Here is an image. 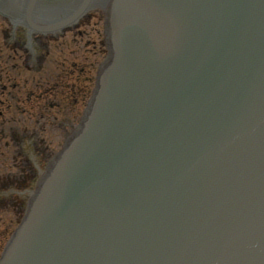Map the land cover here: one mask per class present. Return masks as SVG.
Wrapping results in <instances>:
<instances>
[{
    "label": "water",
    "instance_id": "water-1",
    "mask_svg": "<svg viewBox=\"0 0 264 264\" xmlns=\"http://www.w3.org/2000/svg\"><path fill=\"white\" fill-rule=\"evenodd\" d=\"M168 3L165 5L157 0H149L145 2V5L142 7L141 11L146 14L153 13L155 22H159L162 17H169V27L172 29L170 33V38L174 40L183 39L191 34L197 35L199 40L202 41L203 46L209 47L211 45L208 33V29L196 25V22H193L196 25L194 28L187 27L184 23L186 17L194 13H185L180 17L179 22L175 21L177 18L171 17L172 12L179 9L181 6L180 1L167 0ZM214 0H199L200 7H209L212 6L211 3ZM227 2V7L229 8L231 0H224ZM219 6H221L219 2ZM183 7V6H182ZM181 7V9H182ZM211 20L215 23H220L221 20H225L219 12L211 13ZM162 16V17H161ZM233 18L239 19L238 15H235ZM203 20L210 21L209 16L205 15ZM163 26H166V20L162 21ZM148 30V29H147ZM197 30H201V33H198ZM116 39L120 40L122 43V35L118 31ZM151 32V31H150ZM151 36V33H150ZM256 36L260 37L264 41V27L256 28ZM229 40L228 35L226 36ZM150 40L148 36L145 38ZM120 56L115 54L113 58L114 62H111L105 67L106 74L102 78V87L100 90L101 102L104 105L109 107V112L118 111L120 114L124 115L130 124L135 123L133 112L135 114H140L145 112L150 104L159 105L163 100H166L168 97L160 96L155 99H151L149 102L147 99V93L142 92L141 89L137 86L140 81H143L145 78L138 74H133L131 69L128 68V65L123 61L122 67L119 64L121 63L118 60ZM246 64L240 65L236 63L239 70V75L243 76L240 78V83L237 87H233L234 90L240 93L239 89L245 88L249 89L251 95L254 98L253 106L247 103V100L241 101L238 100L235 96L230 94L232 88L229 85L227 88L221 87L218 89L217 102L224 104L226 101L234 102L242 108L247 106L253 107L252 112L264 104V79L261 78L260 73L264 71V64L258 63L257 61H251L248 58H245ZM175 62V59L173 60ZM189 64L192 61L188 62ZM254 66L257 70H254ZM245 67V68H243ZM246 69V70H245ZM193 72V70H191ZM230 73V81L232 80ZM139 76V79L136 77ZM124 77L125 81L121 79ZM184 79L189 78L187 74H183ZM251 78V80H250ZM172 83L176 86L174 90L177 92L188 91L184 84L179 85L174 79H170ZM203 82H205L203 80ZM113 88L114 90H109ZM106 89L109 90L106 92ZM192 93L190 96L199 97L200 93H203V89L199 86L191 90ZM224 92L227 93V98L223 96ZM233 92V91H232ZM186 93V92H185ZM131 94H133L131 96ZM167 95V96H166ZM244 99L247 96L244 93H241ZM184 98V95H180ZM257 97V98H256ZM117 103H116V101ZM125 106V108H123ZM99 108H103L101 105ZM262 115L254 116L251 120L248 119L246 123H240L239 127L236 129H227L225 128L226 133H215L213 137L208 139V143L211 148L219 147L220 144L227 140L230 145L235 144V151L231 155L228 163H223L219 165L218 168H215L212 173L221 175L224 174L222 184H216L210 181L212 175L206 171L197 172L191 179L185 174L179 177V164L175 163L173 168L170 163L164 158H160L161 172L166 170L173 172L177 176V179L174 183L168 185L165 189L159 188L157 185L151 183V179L148 180V175L145 172L138 173L136 171H131L132 177L131 182H127V177L125 173L120 168L121 177L117 174L118 172L112 171V174L107 170L102 168L103 162L97 158V160L90 158L85 160L84 157L73 159L69 158L71 161L70 165L77 177L83 182V187L87 189V193L94 198L98 195L102 196V202L105 207H109L110 216H113L112 219H101L99 213L97 216L91 212L100 211V206L96 203L90 205L89 202L81 206H72L67 210L66 214H60V224L56 225L54 230V238H48L44 234L39 233L35 234L34 239L31 240L32 236L30 235L29 230H25L27 247L25 253L29 254V248L34 247V250L41 252V260L39 264H196L194 260V251L191 247V244H197L192 240V237L185 238V234L181 228L183 224L180 220H177L174 215V211L179 210L182 206L193 205L194 198H196L197 191L202 192L203 197L214 199L217 195H224L227 191L237 190L239 185L236 183L240 182L244 177H246V184L251 185L255 188H259V191H264V106L259 110ZM240 113L239 111L233 112L229 111L228 114L234 115ZM142 120H147L148 115H143ZM247 120V119H245ZM251 131V134L244 136L242 138L238 137L237 134L242 133L245 130V126H248ZM118 128V125L113 122L107 123L105 129L108 132L114 131ZM227 129V130H226ZM229 130V131H228ZM110 137H114L118 140L116 132H112ZM207 141V140H203ZM95 146L98 143H94ZM149 146V148H147ZM243 146V148L238 147ZM119 146H116L118 148ZM260 148L263 153L259 154L256 150ZM151 150L150 145L145 146L144 161H147V164L151 167ZM163 148H160L162 151ZM247 151V152H246ZM213 153L212 151H210ZM118 153V161L115 160L118 164H125L126 158L124 152ZM169 153V152H168ZM149 154V156H147ZM208 157H210L208 155ZM207 158V156H205ZM235 158V160H233ZM85 160V162H83ZM93 160V162H91ZM251 161V162H249ZM245 162V164H243ZM157 164V163H153ZM241 166V167H240ZM79 169L85 170V176L80 172ZM123 174V175H122ZM199 174H203V178H200ZM113 176V178H111ZM122 178V179H121ZM253 178V180H251ZM66 180H70L68 176L65 177ZM111 179V180H109ZM125 180V182H123ZM185 180V182H183ZM194 184L192 188V197L189 190L181 187L184 183L190 182ZM215 182V181H214ZM116 185V188L113 187ZM257 184V186H255ZM119 186V188H117ZM175 186V188H173ZM211 188V190H209ZM173 190V192H171ZM185 198V200H183ZM51 199V195L48 194L44 198V202H48ZM197 199V198H196ZM55 211L63 210L62 206L58 203V200L52 202ZM110 204V205H109ZM216 204V203H215ZM92 208L91 212L84 210L85 208ZM257 215L262 217L264 221V203H260ZM204 210V226H210L209 219H215L217 216V209H214L212 213H209L205 206ZM261 210V212H259ZM107 211V210H105ZM102 214L105 213L103 210ZM72 214L71 219L69 216ZM179 211L176 215H179ZM207 214V216H205ZM220 216V214H219ZM217 216V218H219ZM75 218V220H73ZM101 219V222L99 221ZM104 220V221H103ZM73 222L79 224L78 227L72 225ZM215 223V221H214ZM189 226V225H187ZM258 227V225H256ZM261 232L264 238V224H261ZM65 230V232H63ZM61 232V234H59ZM253 232L258 233L259 231L253 230ZM181 234V235H179ZM53 236V234H51ZM91 238V239H89ZM212 236L209 238H203V250H198V255L201 257L202 264H245L246 255L244 257L238 258L237 262V249L236 245L230 246L227 244H221L217 241L213 245ZM240 236L236 237V240ZM232 240L231 238H229ZM185 240V242H183ZM214 240V238H213ZM108 241L110 242L111 251H102L101 242ZM147 241V242H145ZM79 242H81L79 244ZM259 242L260 251H255L251 256L246 260L250 261L249 264H264V239ZM154 244V246H153ZM97 245V246H96ZM23 246L26 245L23 243ZM49 246V248H47ZM138 246V247H137ZM223 246V248H221ZM23 250V249H22ZM211 250V251H210ZM63 252V254L59 253ZM97 252V253H96ZM190 253V254H189ZM121 254V256H119ZM9 264V263H8Z\"/></svg>",
    "mask_w": 264,
    "mask_h": 264
},
{
    "label": "rangeland",
    "instance_id": "rangeland-1",
    "mask_svg": "<svg viewBox=\"0 0 264 264\" xmlns=\"http://www.w3.org/2000/svg\"><path fill=\"white\" fill-rule=\"evenodd\" d=\"M1 30H8L6 22L2 24L0 21V31ZM80 30L84 35L78 39L75 46H70V34L62 38L61 41H54L49 44L50 54L44 63V69L41 73H34L32 71L27 72L24 70L21 71V74L16 78V81L19 84H24V86H20L18 89L11 92L12 99L10 101H8L9 90L7 89L4 93H1L0 91V116L13 120V122L5 125L6 129L4 132L7 135L5 139L0 137V170L4 163L6 165L13 163L14 146L11 134L17 133L18 129L21 131L26 130L37 133L39 138H42V145L46 146V153L51 155L60 147L64 139V134L70 129L69 123L72 125L76 123V113L79 106L72 105V97L67 91L70 86L77 83L75 80L76 73L72 75V78L65 77L60 81L63 85L67 86V89L60 88L52 96H49L53 99L52 101L59 102V111L63 113V115L58 116L54 122L45 119L43 120V118L40 117L38 124H36L38 120L37 117L43 115H39L42 111L39 101H36L33 98L30 101H27L26 98L31 93H37L36 86L43 78H46V74H49L51 77L53 72L57 73L59 71L60 67L58 66V62H65L66 67L70 61L74 62L75 60L77 62V69H85L83 78L88 75L87 70H90V68L94 67L99 62L100 58L97 55V50L102 38V27L98 15H94L90 23L86 27H82ZM70 48L75 50V55L73 57H70V59L68 57L67 59L66 55H60V53H66ZM10 52L11 51L6 48L4 40L0 35V75H2L3 82H5L4 73L9 72L8 69H10L13 63V61H8V64L4 62ZM11 76H13L12 73ZM53 81L54 80L49 81L47 84L51 85ZM7 107L10 108L7 109ZM16 107L19 109L18 112L15 110ZM46 114L52 117L53 112ZM65 118L70 121L66 122ZM3 126L0 118V130ZM5 141L9 142V147L4 145ZM45 161L46 160L44 159V164ZM3 178H5V176H3ZM14 213L15 211L11 209L0 212V246L5 242L11 229L16 225V220L18 218L14 216Z\"/></svg>",
    "mask_w": 264,
    "mask_h": 264
},
{
    "label": "bare ground",
    "instance_id": "bare-ground-1",
    "mask_svg": "<svg viewBox=\"0 0 264 264\" xmlns=\"http://www.w3.org/2000/svg\"><path fill=\"white\" fill-rule=\"evenodd\" d=\"M63 2L65 3L64 7L60 8L55 14H57L58 12H62L64 14L68 4H74V0L72 2H67V0L63 1ZM79 3H81L82 6L85 8L90 7L92 5L88 0H80ZM41 5L46 6V7H50L51 1L50 0H20L19 1L20 9L21 10H23L24 8H26V9L18 16L17 21L19 23L30 24L31 23V14L32 15L39 14ZM44 9L49 11L48 8H44ZM48 16H49V14H47V13H43L42 15L38 16L36 18V23L34 25L36 27H39V28L46 27L49 23ZM108 63H111V62H108ZM103 66H105V64Z\"/></svg>",
    "mask_w": 264,
    "mask_h": 264
}]
</instances>
